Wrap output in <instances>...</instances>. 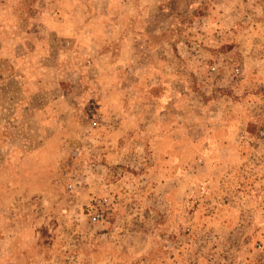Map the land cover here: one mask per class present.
Wrapping results in <instances>:
<instances>
[{
  "label": "rangeland",
  "instance_id": "1",
  "mask_svg": "<svg viewBox=\"0 0 264 264\" xmlns=\"http://www.w3.org/2000/svg\"><path fill=\"white\" fill-rule=\"evenodd\" d=\"M220 1L232 28L251 27L241 9L264 33V0H0V264H264V72L235 68L214 92L261 100L246 131L262 145L227 166L208 148L172 163L141 133L147 95L174 92L183 118L226 75L217 53L200 77L190 56L233 46Z\"/></svg>",
  "mask_w": 264,
  "mask_h": 264
},
{
  "label": "crops",
  "instance_id": "2",
  "mask_svg": "<svg viewBox=\"0 0 264 264\" xmlns=\"http://www.w3.org/2000/svg\"><path fill=\"white\" fill-rule=\"evenodd\" d=\"M241 4H243V2ZM226 8L230 10L233 7L232 5L227 7L223 1H220L215 12L217 20L220 22V26L224 28L226 27L227 31H229L227 35L223 34V37L219 40H222V43L230 40L234 43L231 49H225L224 51L218 50L217 52L214 50H206L204 55H200L201 50L198 49L199 47L195 43L193 52L190 54L195 62L192 72L199 77L200 71L198 68L200 65L198 63L202 64L203 68L207 71L209 68L206 66L205 61L207 59L215 60L218 56V61L220 64H223L226 71V75L216 77L213 80L206 79L204 87L208 91L200 103L197 101L189 102V109L193 110V112L195 108H198V104L202 106L204 116L200 118V121L195 124L192 116L193 112L192 114H182L183 118L175 113V98L177 97L174 92H169L166 97H149L150 95H147L148 97H146L145 102L142 103V114L140 118L143 125L141 133L142 135H147L146 138H144L148 142L147 147L149 148V146H153L152 148H162L165 151L166 156H169L172 163L177 161L179 148H186V153H189L190 148H208L210 154L209 160L211 162L210 169L212 170V168H216L218 165V163L215 165L214 163L218 162L217 157L219 154L223 157V161L220 160L219 162H222L223 166H227L232 162L224 158L233 152L232 148H238L239 151H237V153H240L242 148H260V145H262L260 139L256 143H254V140L250 143V141H248L249 134L246 131L248 120L253 119L258 121L261 116L260 113L255 112L256 109L260 107L261 100L255 96H240L237 98L223 93H214L216 89H223L229 85V79L231 77L230 73L235 68L239 69L241 73L247 76V79H249V76L255 72H264V52L260 45L261 42L264 41V33L263 31L258 33L254 29V26L260 28L262 23H258L257 19H251L250 16L245 15L248 13L238 9V13H244V15L238 16L241 21L239 23H251L250 29H245L246 31L241 32L237 28H232L235 19L229 17V12ZM234 9L236 8L234 7ZM251 29L253 30L252 32H250ZM152 33L157 34L158 32ZM150 44L146 46L148 52L155 53L157 50L151 49L152 47H150ZM218 45L220 46V44ZM218 45H216V47H219ZM166 55H169L168 51H166ZM200 57H204L205 60L202 58L203 60L201 61ZM214 65L216 64L214 63ZM146 67L143 68L145 70L142 72L144 74L146 73L148 77H151L150 74L153 71L151 70L152 67ZM160 67H162V69H157L159 72V75L156 77L158 79L157 82H159L160 79L165 82L167 81L169 82L168 86L170 89H175V84L177 83L174 80L175 76L173 74L175 70L172 69L170 71L167 66L163 67L161 65ZM170 73H172V75H168L166 78V75ZM212 76L215 75L212 74ZM246 81L247 80L244 79L241 81L236 80L239 85L238 91L239 89L244 88V83ZM160 86L161 84L158 85V87ZM236 87L237 86H233L232 88L237 89ZM153 109L155 111L153 121L155 123L156 132H154V137L149 144L148 129L151 127L152 122L150 112ZM193 131H197L196 144H193L190 141L192 137H195ZM2 261H5L4 257L2 258Z\"/></svg>",
  "mask_w": 264,
  "mask_h": 264
},
{
  "label": "built area",
  "instance_id": "3",
  "mask_svg": "<svg viewBox=\"0 0 264 264\" xmlns=\"http://www.w3.org/2000/svg\"><path fill=\"white\" fill-rule=\"evenodd\" d=\"M212 70H214V68Z\"/></svg>",
  "mask_w": 264,
  "mask_h": 264
}]
</instances>
